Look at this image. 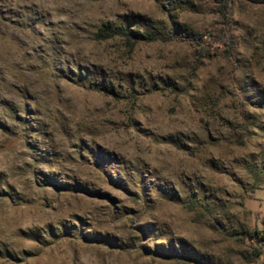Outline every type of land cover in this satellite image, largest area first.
<instances>
[{
  "label": "rangeland",
  "instance_id": "374dc122",
  "mask_svg": "<svg viewBox=\"0 0 264 264\" xmlns=\"http://www.w3.org/2000/svg\"><path fill=\"white\" fill-rule=\"evenodd\" d=\"M0 264H264V4L0 0Z\"/></svg>",
  "mask_w": 264,
  "mask_h": 264
},
{
  "label": "trees",
  "instance_id": "16d2710c",
  "mask_svg": "<svg viewBox=\"0 0 264 264\" xmlns=\"http://www.w3.org/2000/svg\"><path fill=\"white\" fill-rule=\"evenodd\" d=\"M246 1H248V2H250L252 4H264V0H246ZM99 33L100 34L101 33L102 34H106L107 36L120 35V36L125 37V39L128 42L143 40V37L141 35L135 34V33L131 32V31L123 29V28L117 29V30H114V31H111L108 28H104V29H100ZM149 36H152V35H149ZM151 38H154V37H151ZM100 90H103V89H100Z\"/></svg>",
  "mask_w": 264,
  "mask_h": 264
}]
</instances>
